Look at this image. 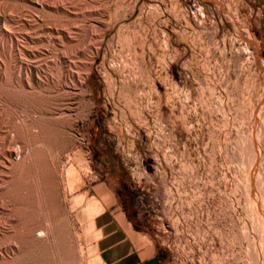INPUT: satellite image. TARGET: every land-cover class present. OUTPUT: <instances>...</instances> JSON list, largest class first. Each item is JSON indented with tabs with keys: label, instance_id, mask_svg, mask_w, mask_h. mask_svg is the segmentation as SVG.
Masks as SVG:
<instances>
[{
	"label": "rangeland",
	"instance_id": "1",
	"mask_svg": "<svg viewBox=\"0 0 264 264\" xmlns=\"http://www.w3.org/2000/svg\"><path fill=\"white\" fill-rule=\"evenodd\" d=\"M41 1L0 0V157L25 166L0 169V264H99L114 198L165 264H264L248 181L256 132L264 175V0ZM7 34L34 37L33 53ZM44 121L67 127L61 149ZM43 167L51 211L36 207Z\"/></svg>",
	"mask_w": 264,
	"mask_h": 264
},
{
	"label": "bare ground",
	"instance_id": "2",
	"mask_svg": "<svg viewBox=\"0 0 264 264\" xmlns=\"http://www.w3.org/2000/svg\"><path fill=\"white\" fill-rule=\"evenodd\" d=\"M35 8H37V9H39V8H41V9H45V7H44V5L42 4V1L41 0H28ZM44 2V1H43ZM29 6H30V4H29ZM36 9V10H37ZM35 10V11H36ZM32 12V11H31ZM31 12H29V13H31ZM36 13V12H35ZM28 14V13H27ZM38 14V13H37ZM33 15V14H32ZM29 16V18H28V20H29V22H28V24H30V26H34L33 25V23L36 21L35 20V18L33 17V16ZM37 16V15H36ZM38 20V19H37ZM37 24H38V22H36ZM35 23V24H36ZM23 24V23H22ZM38 26V25H37ZM25 30V29H24ZM27 30V29H26ZM37 30V29H36ZM48 30V29H47ZM12 32V31H11ZM50 32V31H49ZM29 33V32H28ZM70 33V32H69ZM51 34V33H50ZM53 34V33H52ZM58 34H60V33H58ZM63 34V33H62ZM8 35V34H7ZM54 35V34H53ZM8 37L10 38V40L13 42V48L15 49V52L19 55H22V56H20V57H23V56H25V59H26V57L29 55V54H31V53H33L32 52V48L34 47V46H36L35 44H36V42L37 41H35V38L34 37H32V36H28L27 37V39H25V42H24V44H22V41H20L19 39H18V37L16 38V36H14V35H8ZM54 37H56V36H54ZM55 39V38H54ZM99 39V38H98ZM22 40V39H21ZM10 41V42H11ZM53 42V41H52ZM56 42V41H55ZM61 41H59V43H60ZM54 43V42H53ZM57 43V42H56ZM58 43V44H59ZM55 45V44H54ZM61 49V48H60ZM59 51V50H58ZM36 52V51H35ZM59 52H57V54H58ZM35 54V53H34ZM33 54V55H34ZM57 54H56V56H57ZM60 54V53H59ZM32 56V55H31ZM60 56V55H59ZM30 57V56H29ZM66 57V56H65ZM22 59V58H21ZM56 60V59H55ZM67 62H68V60H67ZM69 63V62H68ZM21 67V69H23V68H25L24 67V65H21L20 66ZM81 81V80H80ZM70 126V125H69ZM72 127H75V124H72L71 125ZM65 128H67V127H65V125L63 124V123H59V122H47V121H44L43 123H42V125H41V130H40V132H41V135H42V137H43V139H44V141L46 142V143H48V145H50L51 147H53L54 149H55V147H56V149L58 148V149H61L63 146V139L65 138H63L62 139V137L63 136H66V135H64L65 133H66V129ZM256 134H257V132H256ZM256 134H254V139H252V149H253V152H250L252 155L254 154V156H252L253 157V161H251L252 162V164H250L251 165V169H250V171H251V176H250V179L248 180L249 181V186H250V192H252L251 194H253L254 196H253V198H255V202L258 204V205H260V202L262 201L263 203H264V199L262 198V195H261V198H260V196H258L259 194H258V192H257V194L258 195H256L255 194V192L259 189V190H261V191H263V183H264V175H262V176H259V174H258V176H256V174L257 173H259V170H258V167L256 168L255 167V165L257 164V162L258 161H260V155H259V153H258V151H257V149H256V141H255V135ZM260 136V135H259ZM11 142V141H10ZM9 145V144H8ZM68 147V146H67ZM6 148V147H5ZM64 148H65V146H64ZM63 148V149H64ZM53 149V150H54ZM251 149V150H252ZM3 150V149H2ZM5 150V149H4ZM65 150V149H64ZM16 151V150H15ZM260 151V150H259ZM18 152V151H17ZM59 152H61V151H59ZM43 158V157H42ZM41 162V161H40ZM37 164V163H36ZM23 166V162L22 163H18L17 164V162L15 163V161L13 160V152L12 151H10V148H9V150H6V151H4V153H3V155H1V157H0V169H5V168H12V169H14V170H18V169H20L19 167H22ZM31 166V165H30ZM23 167H25V166H23ZM36 167H37V165H36ZM46 167V166H45ZM45 167H43L42 168V172H43V176H42V178H43V181L39 184L40 185V187H39V189H38V187H37V189H36V191H37V193L36 194H38V198H39V200H36V201H38V205L36 206V207H39V208H42V209H44V208H46V210H50V209H52L53 207H54V205H55V201H54V199H53V195H52V192H51V188H50V181H49V175H48V171H47V169L45 168ZM263 167V166H262ZM39 169V168H38ZM37 169V170H38ZM11 170V169H10ZM2 173H4L3 171H1ZM70 176H71V174H73V172L72 171H69V172H67ZM21 174H23V173H21ZM68 176V175H67ZM75 176V175H74ZM19 177H20V175H19ZM17 180V179H16ZM41 181V180H40ZM22 182V181H21ZM36 182V181H35ZM77 182V181H76ZM28 183V182H27ZM35 184H37V182L35 183ZM23 186V185H22ZM17 189L16 190H20V187H21V185L19 186V185H17ZM29 187H31V186H29ZM24 189L26 188V187H23ZM22 189V188H21ZM23 189V190H24ZM34 190V187L33 188H30V190ZM28 190V189H27ZM31 190V191H32ZM29 192V191H28ZM28 192H26V193H28ZM34 192V191H33ZM260 192V191H259ZM264 192V191H263ZM18 193V192H17ZM35 193V192H34ZM34 193H32L33 195H34ZM13 194V193H12ZM27 195V194H26ZM32 195V196H33ZM9 196V195H8ZM11 196V195H10ZM35 197H36V195H34ZM29 197V196H28ZM35 200V199H34ZM253 200V199H252ZM29 201V200H28ZM63 201V200H62ZM61 201V202H62ZM253 201V202H254ZM254 202V203H255ZM29 204H30V201L28 202ZM35 204V203H34ZM57 204L59 205H61V203L58 201L57 202ZM36 205V204H35ZM256 205V204H255ZM264 205V204H263ZM34 207V206H33ZM253 207V206H252ZM264 207V206H263ZM258 209H259V207H258ZM252 210H253V208H252ZM256 210V209H255ZM51 211V210H50ZM254 211V210H253ZM260 212H261V216L264 218V211L261 209L260 210ZM46 216V215H45ZM260 216V217H261ZM49 217H47L44 221H43V223H42V229H41V234H42V236H44L45 237V239H43V240H49L50 239V237H51V235H52V227H51V224H50V218L48 219ZM26 219V218H25ZM262 220V219H261ZM26 224H27V227H26V231H27V236H26V238H28V240H30V242H40L41 240L39 239V237L37 236V234H36V232H35V227H37L36 226V224H38L37 223V221H36V219H34V218H29L28 217V219L26 220ZM100 233V232H99ZM41 236V237H42ZM43 237V238H44ZM76 237V236H75ZM257 237V236H256ZM24 238H25V236H24ZM80 238V237H79ZM20 240V239H19ZM254 240V239H253ZM77 242V241H76ZM24 243V242H23ZM34 243V244H35ZM261 243V242H260ZM253 244V243H252ZM18 245V244H17ZM25 246V245H24ZM60 246V245H59ZM82 246V245H81ZM28 247V246H27ZM63 247V246H62ZM261 247V246H260ZM32 248V247H31ZM256 248V247H255ZM81 249V248H80ZM20 251V250H19ZM80 251V250H79ZM253 251H254V249H253ZM262 251V250H261ZM64 252V251H63ZM81 252V251H80ZM84 252V251H83ZM255 252V251H254ZM263 252H264V250H263ZM22 253V252H21ZM258 255H259V253L258 252H256ZM255 253V255H254V257H255V260L256 261H258V258H257V254ZM17 254V253H16ZM66 254V253H65ZM76 255V258H77V260L79 261V262H81V259H82V254L81 253H76L75 254ZM62 257V260L64 261V258H66L67 256L66 255H64V256H61ZM257 258V259H256ZM262 261V260H261ZM18 262V261H17ZM263 262V261H262ZM257 263V262H256ZM255 263V264H256Z\"/></svg>",
	"mask_w": 264,
	"mask_h": 264
},
{
	"label": "crops",
	"instance_id": "3",
	"mask_svg": "<svg viewBox=\"0 0 264 264\" xmlns=\"http://www.w3.org/2000/svg\"><path fill=\"white\" fill-rule=\"evenodd\" d=\"M98 239L99 264H165L163 249L147 233L128 220L114 198L104 203Z\"/></svg>",
	"mask_w": 264,
	"mask_h": 264
},
{
	"label": "water",
	"instance_id": "4",
	"mask_svg": "<svg viewBox=\"0 0 264 264\" xmlns=\"http://www.w3.org/2000/svg\"><path fill=\"white\" fill-rule=\"evenodd\" d=\"M218 4H219V6H220V8L223 10V11H225V9L222 7V5L220 4V2L219 1H216ZM227 13V12H226ZM229 16H231V14H229V13H227ZM235 25L237 26V28L239 29V27H238V25L235 23ZM241 35V34H240ZM247 42L248 43H250V44H252L253 46H254V44H253V42L251 41V40H247ZM254 48L256 49V47L254 46ZM256 52H257V49H256ZM257 56H258V52H257Z\"/></svg>",
	"mask_w": 264,
	"mask_h": 264
},
{
	"label": "trees",
	"instance_id": "5",
	"mask_svg": "<svg viewBox=\"0 0 264 264\" xmlns=\"http://www.w3.org/2000/svg\"><path fill=\"white\" fill-rule=\"evenodd\" d=\"M127 218H128V220H130L129 217H127Z\"/></svg>",
	"mask_w": 264,
	"mask_h": 264
}]
</instances>
